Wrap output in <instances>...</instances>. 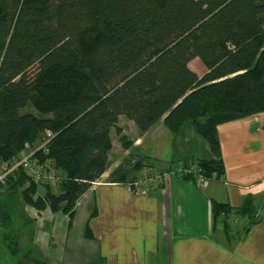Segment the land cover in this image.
Returning a JSON list of instances; mask_svg holds the SVG:
<instances>
[{"label":"trees","instance_id":"16d2710c","mask_svg":"<svg viewBox=\"0 0 264 264\" xmlns=\"http://www.w3.org/2000/svg\"><path fill=\"white\" fill-rule=\"evenodd\" d=\"M195 58L202 75L189 67ZM27 105L40 115L22 112ZM258 112L264 0H0V162L49 130L46 157L64 177L51 187L32 183L21 169L10 173L0 184L2 228L10 221L4 200L17 193L25 205L60 211L71 224L77 200L107 169L111 128L129 144L119 115L140 132L158 121L171 133L192 125L212 158L178 163H196L200 175L216 181L224 175L217 125ZM148 161L138 157L108 180L138 191L133 173ZM178 176L196 179L195 172ZM244 211L251 219L243 232L255 222L248 206L234 212ZM231 212L228 203L211 202L212 224L222 221L227 239ZM19 236L0 233L13 256Z\"/></svg>","mask_w":264,"mask_h":264},{"label":"crops","instance_id":"0c3cea01","mask_svg":"<svg viewBox=\"0 0 264 264\" xmlns=\"http://www.w3.org/2000/svg\"><path fill=\"white\" fill-rule=\"evenodd\" d=\"M116 125L129 144L123 146L111 128L107 169L77 200L71 224L62 212L26 205L27 221L36 226L25 247L19 236V255L0 242V264H264V112L217 125L224 175L205 186L176 174L147 191L110 182L113 169L129 167L138 157L150 163L133 173L136 179L184 159L212 158L190 124L171 133L158 121L140 132L132 119L119 115ZM213 200L233 209L226 219L228 239L222 221L212 224ZM244 206L255 219L245 232L250 213L234 212ZM238 216L247 223L233 234L229 221Z\"/></svg>","mask_w":264,"mask_h":264},{"label":"built area","instance_id":"2783aa9c","mask_svg":"<svg viewBox=\"0 0 264 264\" xmlns=\"http://www.w3.org/2000/svg\"><path fill=\"white\" fill-rule=\"evenodd\" d=\"M52 137L53 133L49 130H45L38 142L35 144L25 142L16 157L11 161L0 162V184L5 183L7 176L15 169H21L32 183L39 186L49 185L51 187H56L64 177L55 167L53 160L46 157L48 153L47 145ZM198 169L196 163L185 168L181 163L177 162V166L169 171L143 172L141 176L134 181L133 185L137 190L147 191L157 187L162 183L164 177L169 174L178 175L195 172L196 180L201 183V185L205 186L208 184L209 180L200 175Z\"/></svg>","mask_w":264,"mask_h":264},{"label":"rangeland","instance_id":"374dc122","mask_svg":"<svg viewBox=\"0 0 264 264\" xmlns=\"http://www.w3.org/2000/svg\"><path fill=\"white\" fill-rule=\"evenodd\" d=\"M189 67L194 70L198 75H202L205 71V68L203 66V64L198 60V58L193 59L190 63H189ZM201 68H204L203 70H201ZM22 112H32L36 115H40L31 105H27L25 108H23L21 110ZM127 118L131 119L130 117H128L127 115H124ZM114 139V136H113ZM120 143V142H119ZM161 162L155 161V163L153 164V168L154 169H158L160 168ZM4 203L6 205V207L4 209H7L9 212V216H10V221H9V225L5 228H2L1 223H0V233H4V232H9L10 234H19L21 235L20 238V247H25L26 241H24V239L29 240L30 237V232L35 228L36 225H34L33 222H29L27 221L29 218V210L28 208H25L26 205L23 202V199L20 197V195L17 194H10L7 198H5ZM33 206H31L32 208ZM27 209V211H26ZM28 216H27V214ZM60 212V211H58ZM34 214V213H33ZM45 213H43L44 215ZM64 214V213H63ZM36 216V214H34ZM66 215V214H65ZM240 216H242V214H240ZM238 216V218L236 220H233V222L230 220L229 224H231V230L233 232V234H235V232L237 230L241 229V226H243V224L247 223V218L244 217H240ZM41 225V224H40ZM51 224H49L48 226H50ZM237 226V228H236ZM2 244H0V249H3Z\"/></svg>","mask_w":264,"mask_h":264}]
</instances>
